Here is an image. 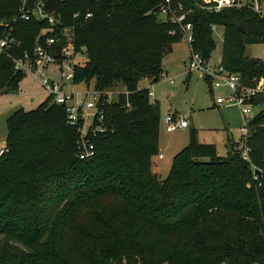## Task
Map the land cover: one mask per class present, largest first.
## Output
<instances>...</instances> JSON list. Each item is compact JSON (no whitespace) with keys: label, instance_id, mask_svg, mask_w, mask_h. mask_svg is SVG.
Listing matches in <instances>:
<instances>
[{"label":"trees","instance_id":"16d2710c","mask_svg":"<svg viewBox=\"0 0 264 264\" xmlns=\"http://www.w3.org/2000/svg\"><path fill=\"white\" fill-rule=\"evenodd\" d=\"M42 1L53 22L34 14L13 20L23 0H0V39L14 40L0 53V91L19 88L26 74L14 59L48 36L60 38L52 50L63 58L66 28L74 52L87 55L72 65V81H93L101 101L118 84L125 91L104 107L102 121L95 118L92 127L102 129L85 135L96 149L90 159L79 157L83 122L72 124L51 96L7 117L0 264H264V110L249 122L248 159L241 147L220 155L193 127L162 178L153 170L160 104L140 81H159L164 57L183 39L161 14L166 0ZM170 4L192 24L194 52L210 60L214 27L222 26L224 68L247 85L264 77V60L246 55L248 44L264 43V17L247 6L215 11L205 0ZM78 10L92 16L74 18Z\"/></svg>","mask_w":264,"mask_h":264},{"label":"rangeland","instance_id":"374dc122","mask_svg":"<svg viewBox=\"0 0 264 264\" xmlns=\"http://www.w3.org/2000/svg\"><path fill=\"white\" fill-rule=\"evenodd\" d=\"M213 35L217 46L212 54L211 62L219 63L223 51V27L215 26ZM246 55L250 58L264 60V43L248 44ZM190 57L189 42L183 38L174 43L172 50L164 57V74L160 80L156 83H152L147 78L140 81V87L148 89L152 100H158L160 104V144L163 157L160 158L158 155L154 157L153 170L161 174L162 178L168 175L173 156L189 144L190 129L193 127L198 131V141L216 144L220 155L235 152L242 145L239 140L243 133L245 118L241 111L238 106L214 105L216 96L221 93L228 94L229 91L225 88L212 91L205 78L199 77L195 71L190 73ZM86 60V53L80 52L66 58L63 72H60L57 64L50 65L49 72L53 73L58 80L62 79L67 90L77 93L87 88L93 90V81L90 84L86 82L75 84L70 77H66L72 73L66 65L83 64ZM188 74H190L189 79ZM121 91H125L123 84L109 89L103 99V106L117 100ZM46 97L40 80L30 73L21 81L17 90L0 91V148L6 144L7 117L19 108L26 110L35 108ZM168 114H172L175 118L184 117L189 122V126L168 132L165 121ZM163 264L169 263L164 262ZM176 264L181 263L178 261Z\"/></svg>","mask_w":264,"mask_h":264},{"label":"built area","instance_id":"2783aa9c","mask_svg":"<svg viewBox=\"0 0 264 264\" xmlns=\"http://www.w3.org/2000/svg\"><path fill=\"white\" fill-rule=\"evenodd\" d=\"M28 0H23V5L20 9L18 16H15L13 20L28 19L31 14L36 17H48L50 22H53V17L48 15L43 8V1L38 0L32 8H26ZM207 2H213L211 9L220 11L225 7H250L253 11L257 12L261 17H264V0H205ZM161 14L170 19L171 22L177 24L182 32L183 38L186 39L189 44L194 40L193 26L190 22L185 21V14H177L170 4V0H166V3L161 7ZM92 16L91 11H87L83 15L82 10H78L74 13V18L88 19ZM169 16V17H167ZM0 24H3L1 22ZM9 26V24H8ZM175 29L171 33H175ZM63 35L66 36V43L61 48V54L63 58H59L58 55L52 50L54 45L59 42L60 38L57 36H48L46 44H37L34 48L33 54L25 53L22 58H15V68L21 70L26 75L28 73L33 74L40 80L47 96H51L52 100L58 104L65 106L68 113L69 121L72 124L83 122V126L80 128L82 137L79 139L81 159H90L96 154L95 145L85 138L90 128L92 131L101 130L102 126L94 125V120L98 117L99 120H103L104 117V100L101 101V94L95 89L89 88L83 90L80 93L67 90L65 88V82L61 79L58 80L53 73L49 72V67L52 64H57L60 72H63L64 61L69 56L76 54L74 52L73 36L70 33V29L66 28ZM14 43V40L9 37V34H5L0 39V53L5 50V47ZM85 50V47H82ZM191 57L189 60V69L191 72H197L199 77L212 78L209 88L212 91L225 88L229 91L228 94L221 93L215 98V104L219 106L231 105L238 106L243 117L245 118V124L242 128L243 133L240 138L242 143V156L246 159L249 158L250 147L247 145V139L250 136L249 122L255 118L260 112L264 110V77L255 78L252 85H247L242 82L241 75L239 73L229 72L224 68L222 63H212L211 59H204L199 53L194 52L190 47ZM72 71V66L66 65ZM72 79V73L66 76ZM151 94V92H150ZM167 123V131L172 132L177 128H185L189 126V122L182 116L175 118L172 114H168L165 117ZM8 147L5 144L0 148V157L8 152ZM163 155L160 154V157Z\"/></svg>","mask_w":264,"mask_h":264},{"label":"crops","instance_id":"0c3cea01","mask_svg":"<svg viewBox=\"0 0 264 264\" xmlns=\"http://www.w3.org/2000/svg\"><path fill=\"white\" fill-rule=\"evenodd\" d=\"M121 92H123V91H121ZM214 105H215V106H219V105H217V104H215V103H214ZM168 132H169V131H168ZM237 141H238V140H237ZM239 141H240V140H239ZM160 143H161V140H160ZM160 154H162V153H161V144H160ZM160 154L158 155L159 157H160ZM162 155H163V154H162ZM162 157H163V156H162ZM162 157H160V158H162Z\"/></svg>","mask_w":264,"mask_h":264},{"label":"water","instance_id":"95a60500","mask_svg":"<svg viewBox=\"0 0 264 264\" xmlns=\"http://www.w3.org/2000/svg\"><path fill=\"white\" fill-rule=\"evenodd\" d=\"M219 62L222 63V57H221V60ZM256 173L260 174L261 172L259 170H257Z\"/></svg>","mask_w":264,"mask_h":264}]
</instances>
